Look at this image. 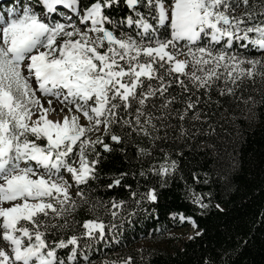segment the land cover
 Listing matches in <instances>:
<instances>
[{
  "label": "snow or ice",
  "instance_id": "snow-or-ice-1",
  "mask_svg": "<svg viewBox=\"0 0 264 264\" xmlns=\"http://www.w3.org/2000/svg\"><path fill=\"white\" fill-rule=\"evenodd\" d=\"M6 4L0 9V264H91L86 250L93 242L118 241L158 199L154 186L141 192L139 183L122 184L126 172L106 187L127 189L128 200L92 197L102 162L97 146L111 152L106 137L121 144L135 133L155 147L168 137L159 130L171 129L173 117L178 137L194 138L188 121L207 123L197 131L211 135L201 105L219 103L212 92L235 97L244 81L264 79V0ZM124 6L128 12L115 15ZM136 149L138 159L152 156ZM177 170L164 151L138 175L159 177L163 185ZM193 179L200 182L196 173ZM187 191L193 204L208 207L210 192ZM85 204L91 218L69 219ZM104 264H133V257Z\"/></svg>",
  "mask_w": 264,
  "mask_h": 264
},
{
  "label": "trees",
  "instance_id": "trees-1",
  "mask_svg": "<svg viewBox=\"0 0 264 264\" xmlns=\"http://www.w3.org/2000/svg\"><path fill=\"white\" fill-rule=\"evenodd\" d=\"M127 12L124 6L123 11L117 9L115 15L123 16ZM212 100L219 103L201 105L209 114L208 123L215 129L211 135L197 131L201 127L206 129L207 123L188 121L185 127L192 129L194 138L178 137L176 127L180 122L173 117L169 121L173 125L171 129L159 130L161 137L166 131L168 137L155 141V147L147 137L135 133L133 139L125 137L121 144L106 137L105 142L112 145L111 152L105 153L97 146L102 162L99 179L93 182L92 197L105 202L112 198L128 200L127 189L106 187L113 176L126 172L122 184L136 188L139 183L141 192H146L147 186H154L158 199L145 205L148 210L140 212L136 226L126 228L118 241L109 238L93 242L91 249L86 250L91 264L119 261L129 255L133 257V264H205L206 259L210 264H264V79L244 81L235 97H221L213 91ZM136 145L150 149L152 156L138 159ZM164 151L178 163L177 172L167 183L162 185L159 177L151 180L139 177L141 165L147 168L154 158L162 159ZM193 173L199 176V183L193 179ZM205 180L208 182L204 183ZM188 187L198 193H211V197L204 198L207 208L201 209L188 199ZM99 214H103L102 208ZM181 215L191 217V221L185 219L180 223ZM91 217L85 204L69 219L82 223ZM110 218L104 217L106 221ZM187 224L200 235L173 239L165 246L156 245L173 229ZM71 231L64 233L65 238ZM83 239L86 238H82V243ZM141 243L149 246H138ZM154 244L156 246H150ZM68 250L58 251L65 255Z\"/></svg>",
  "mask_w": 264,
  "mask_h": 264
},
{
  "label": "rangeland",
  "instance_id": "rangeland-1",
  "mask_svg": "<svg viewBox=\"0 0 264 264\" xmlns=\"http://www.w3.org/2000/svg\"><path fill=\"white\" fill-rule=\"evenodd\" d=\"M2 7H0V9L4 8L5 6H11L10 4H6V2H3ZM39 95V93H38ZM55 103V101H54ZM83 122V121H82ZM180 223H182L181 220H179ZM190 223V222H187ZM196 233V231L193 229L192 225L187 224L185 226H182L180 228H176L173 229L169 236L165 237V239L163 241H161L160 243H157L156 245H160V246H165L167 245L170 241H173V239H190L192 236H194ZM143 245V246H149L148 243H141L138 246ZM154 245H150V246H156Z\"/></svg>",
  "mask_w": 264,
  "mask_h": 264
}]
</instances>
